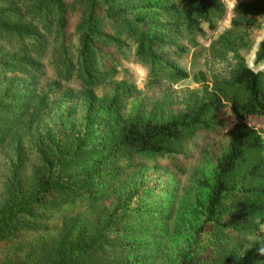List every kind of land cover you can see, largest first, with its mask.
Instances as JSON below:
<instances>
[{"label": "trees", "instance_id": "obj_1", "mask_svg": "<svg viewBox=\"0 0 264 264\" xmlns=\"http://www.w3.org/2000/svg\"><path fill=\"white\" fill-rule=\"evenodd\" d=\"M225 13L222 0H151L142 5L132 0H0V264H125L130 255L139 256L141 231L133 221L142 212L130 208L139 189L115 201L113 209L105 206L91 233L77 231L76 221L53 229L51 212L65 203L102 199L124 171L123 159L148 155L179 160L199 132L220 136L223 121L217 114L226 107L237 123L213 170L205 206L208 243L195 246L181 264H264L256 252V241L264 240L256 223L259 217L264 224V37L252 68L241 54L251 49L249 29L238 23L264 16V0L238 7V19L214 48L220 58L234 53L235 67L186 110L157 115L142 103L124 115V100L137 89L120 81L111 98L91 100L93 106L105 107L95 141L74 131L61 137L55 129L40 136L35 115L26 119L32 85H17L18 79L42 74L48 46L57 69L54 86L77 78L89 97H94L92 88L115 78L121 59L129 57L150 67L153 82L178 84L192 76L181 62L189 46L194 55L202 53L197 37L206 33L203 24L215 29ZM49 94L38 96V109ZM200 253L205 257L197 258Z\"/></svg>", "mask_w": 264, "mask_h": 264}, {"label": "rangeland", "instance_id": "obj_2", "mask_svg": "<svg viewBox=\"0 0 264 264\" xmlns=\"http://www.w3.org/2000/svg\"><path fill=\"white\" fill-rule=\"evenodd\" d=\"M132 1L133 5H142L151 0ZM222 1L226 7L223 19L216 21L215 29L208 28L207 23L203 24L206 33L197 37L203 48L202 53L194 55L193 48L189 46L191 51L181 62L190 69L192 76L178 84L167 81L153 82L149 78L146 85L138 86L125 67L128 61H136L129 57L121 59L115 78L92 88L94 97H89L86 95L88 88L77 78L62 80L54 86L57 69L51 63V46H48V55L41 59L42 74L29 75L17 81L19 86L32 85L30 89L33 90L34 97L26 119L35 115L34 128L40 136L55 129L61 137L68 131H74L95 141L97 135L102 132L101 125L105 121L102 114L105 113V107H95L91 100L111 98L114 86L120 81H125V87L132 86L137 89L135 96L124 100V115L133 114L142 103H147V109H152L157 115L186 110L194 101L208 96L216 80L229 77L237 62L234 53H228L222 58L215 56L214 48L218 46L217 40L238 17V7L252 4L255 0H238L235 8L230 7L228 0ZM238 23L241 28L249 29L248 43L251 46L249 51L243 50L241 54L252 68H256L255 50L264 37V16L253 15L246 20L239 19ZM200 73H204L205 77L202 78ZM48 90V102L38 109V96ZM25 97L29 99L28 92ZM90 116H93V119L88 121ZM217 118L223 121L222 134L216 137L212 133L199 132L188 142L179 160L148 155L135 156L132 166V161L123 159L121 165L124 171L110 183L112 185L104 191L102 199L95 204L88 203L85 199L63 204L60 209L51 212L53 229L63 223L76 221L77 231L86 229L91 233L95 230L98 217L105 212V206H109L111 210L115 201H120L127 194L139 189L130 199V208L134 211L140 207L138 213L142 212L141 216L133 221L134 227L141 231L138 243L143 244L142 252L139 256L130 255L124 263L181 264L186 253H194L195 246H205L208 243L209 228L204 224L205 206L213 183V170L237 123L230 107L219 111ZM91 160V157L86 158L88 163ZM181 168L185 171L182 172ZM201 228L203 230L199 232ZM55 234L57 230H54ZM194 256L189 255L188 259ZM203 257V253L197 255V258Z\"/></svg>", "mask_w": 264, "mask_h": 264}, {"label": "clouds", "instance_id": "obj_3", "mask_svg": "<svg viewBox=\"0 0 264 264\" xmlns=\"http://www.w3.org/2000/svg\"><path fill=\"white\" fill-rule=\"evenodd\" d=\"M228 3L231 8H235L238 0H228ZM125 67L133 76L138 86H144L147 84L151 76V69L148 65L144 64L142 61H128ZM256 223L260 225V230L264 231V224H260L259 217H257ZM256 243L258 244V247L256 248L257 254L264 257V240H257Z\"/></svg>", "mask_w": 264, "mask_h": 264}]
</instances>
